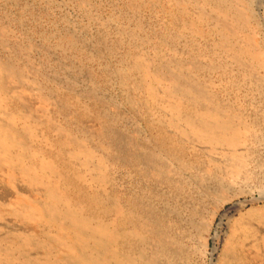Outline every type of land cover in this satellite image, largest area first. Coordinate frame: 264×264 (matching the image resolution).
I'll return each instance as SVG.
<instances>
[{
	"label": "rangeland",
	"instance_id": "374dc122",
	"mask_svg": "<svg viewBox=\"0 0 264 264\" xmlns=\"http://www.w3.org/2000/svg\"><path fill=\"white\" fill-rule=\"evenodd\" d=\"M7 1L0 0V62L22 70L21 77L6 78L9 88L19 93L30 115L49 119L52 127L46 131L49 136L65 120L69 119L71 124L78 120L76 131L64 134H71L78 143L88 144L103 155L110 169V184L120 194L142 191L141 207L150 219H160L170 227V232L179 239L171 248L179 247L184 254L172 263L156 252L157 238L150 237L145 246L148 259L155 264H224L228 237L236 233L241 219L263 228L261 220L253 215L264 207V172L257 170L254 179L245 181L230 179L232 156L226 147L206 145L191 140L190 136L178 137L167 124L172 116L164 106L143 97L132 101L138 90L132 87L130 79L138 77L130 75L124 81L115 71L130 64L135 50L140 60L146 61L155 72L156 90L162 97L164 86L170 83L168 76L173 72L169 68L171 62H181L182 70L189 75H180L181 83L212 90L215 99L233 104L245 123L255 120L257 127L264 128V0L249 3L257 23L255 39L261 48L263 67L252 70L261 94L252 91L251 95L245 90L249 85L235 72L233 64L228 65L226 74L221 70H193L211 63L210 54L197 49L213 44L214 34L207 33L206 27L200 35L187 29L173 33V28L166 29L169 27L159 8L153 10L147 5L136 11L126 4L129 0ZM177 19L181 23L183 17ZM157 36L161 42L154 45ZM68 38L73 40L70 45ZM105 70L111 73L107 78ZM226 78L230 85L240 80L242 89L237 92L235 86L223 87ZM65 93L78 99L83 107L96 109L101 117L92 114L78 117L76 106L65 98ZM55 107L59 108L58 114L53 113ZM157 118L167 121L161 123ZM159 123L167 134L185 143L183 158L195 160L193 168L178 171L176 160L159 154L152 134ZM41 133L43 129L39 126L30 140L31 146L40 144L44 152L51 151ZM254 136L250 133L249 142L236 148L254 155L260 148ZM42 141L47 144L42 145ZM135 155L141 159L140 168L132 163ZM168 182L182 185L180 194H173ZM33 187L20 179L9 180L4 168L0 169V204L21 206L20 201L39 195ZM220 193L225 199L215 204ZM3 206L0 205V235L15 229H36L33 223L21 220ZM203 220L209 223L204 245L197 238L198 224Z\"/></svg>",
	"mask_w": 264,
	"mask_h": 264
},
{
	"label": "bare ground",
	"instance_id": "6f19581e",
	"mask_svg": "<svg viewBox=\"0 0 264 264\" xmlns=\"http://www.w3.org/2000/svg\"><path fill=\"white\" fill-rule=\"evenodd\" d=\"M249 3L250 0H129L126 4L136 11L147 5L153 10L161 9L163 20L166 19L169 27L166 29L173 28V33L187 29L199 34L206 27L207 33L214 34L213 44L206 38L211 45H198L197 51L209 53L211 63L196 66L193 70H221L225 73L228 65L233 64L235 72L249 85L245 90L248 89L251 95L252 91L261 94L259 81L252 70L262 67V53L255 39L257 23ZM178 16L183 17L181 23ZM67 40L69 45L73 43L72 39ZM159 42L158 36L154 38V45ZM131 55L130 64L125 69L118 68L120 70L115 74L124 81L130 75L138 77L134 81L130 79L132 87L138 90L132 101L143 97L164 106L172 119L157 118V121L164 123L166 120L178 137L190 136L191 140L206 145L226 147L232 156L228 169L230 179L245 181L256 176L257 170L264 172V128L257 127L255 120L245 123L236 107L228 101L215 99L212 90L181 83L179 76L189 75L178 61L171 62L169 66L173 72L168 76L170 83L164 86L161 97L156 90L155 72L146 61L140 60L135 50ZM109 74L110 71L105 70L104 77ZM15 76H22L21 68L0 62V169L4 168L9 180L20 179L34 186L39 195L20 201L21 206L17 208L0 204L36 228L15 229L1 234L0 264H155L145 251L150 237L157 238L156 252L176 263L184 255L179 247L171 248L179 242L178 236L170 232L165 222L147 216L140 203L142 191L136 189L130 194H120L110 184V169L103 155L97 154L88 144L78 143L71 134H64V131L74 133L78 120H73L72 124L69 119L65 120L54 127V134L49 136L46 133L51 127L49 119L30 115L24 109L19 93L9 88L6 78ZM186 79L190 81V78ZM239 81L230 85L226 78L222 86H235L239 92L242 89ZM64 96L76 106L78 117L89 114L101 117L96 109L91 111L87 106L83 107L68 93ZM54 112L58 114L59 108L55 107ZM161 123L152 132L159 154L176 160L178 171L193 168L195 160L183 158L187 150L185 143L167 134ZM39 126L51 151L44 152L40 144H30ZM250 133L255 135L260 147L251 156L236 148L249 142ZM44 144L47 143L42 141ZM131 160L135 168L140 166L139 156H132ZM168 183L173 194H180L182 185ZM224 199L221 193L218 194L215 204ZM254 213L263 228L241 219L236 233L228 237L224 264H264V207ZM246 214L252 216L251 213ZM198 225L197 238L204 245L209 223L203 220Z\"/></svg>",
	"mask_w": 264,
	"mask_h": 264
}]
</instances>
